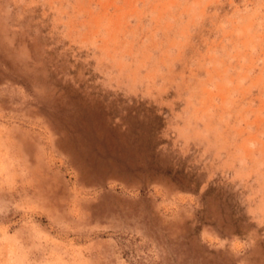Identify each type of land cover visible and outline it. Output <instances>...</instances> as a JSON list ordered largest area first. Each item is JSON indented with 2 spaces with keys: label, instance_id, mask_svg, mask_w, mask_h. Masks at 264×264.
Returning <instances> with one entry per match:
<instances>
[{
  "label": "rangeland",
  "instance_id": "rangeland-1",
  "mask_svg": "<svg viewBox=\"0 0 264 264\" xmlns=\"http://www.w3.org/2000/svg\"><path fill=\"white\" fill-rule=\"evenodd\" d=\"M0 264H264V0H0Z\"/></svg>",
  "mask_w": 264,
  "mask_h": 264
}]
</instances>
